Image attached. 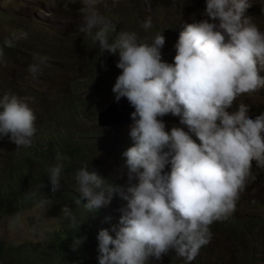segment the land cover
Masks as SVG:
<instances>
[{"label":"clouds","instance_id":"obj_1","mask_svg":"<svg viewBox=\"0 0 264 264\" xmlns=\"http://www.w3.org/2000/svg\"><path fill=\"white\" fill-rule=\"evenodd\" d=\"M77 2L82 14L80 30L92 34L97 29L90 35L94 47L98 45L101 55L105 52L118 55L116 67L121 72L112 88L115 98L96 112L94 127L101 130L96 141L87 134L81 140L69 142L72 133L64 125L52 127L53 134L67 135L65 147L81 145L78 152L81 156L86 154L96 159L91 147H105L97 160L117 164L120 177L125 170L129 185L126 189L123 179L110 176L86 160L80 161L84 165L74 173L67 174L75 179L78 186L75 192L87 209H96V215L106 211V216L119 223L111 229L114 235L109 229L98 232L97 240L91 241L93 254L98 251V264H150L169 253L191 264L203 246L213 244L210 226L228 219L235 211L237 200L251 184V177L257 176L251 172L253 163L264 168V114L249 118L245 104L228 111L239 96L264 88V75H261L264 33L246 15L249 0H206L203 13L206 18L184 24L174 45L173 62L168 63L162 59L161 49L165 45L162 33L146 43L136 33L122 31L115 37L111 34L114 38L110 42L108 20L98 10V0H68L70 4ZM49 25L54 32L59 29L54 23ZM151 26V19L145 20L144 27ZM27 37V32H13L4 44L12 47L14 41ZM2 57L3 48H0ZM34 61L28 67L33 79L47 57L37 55ZM14 74L8 72V83L3 81L17 88L22 82L26 86V81ZM70 83V91L59 104L74 100L70 96L73 89H78L77 96L84 97L81 86L73 87V81ZM54 88L60 89L61 83H56ZM20 96L0 95V139L6 137L13 149L28 148L33 142L43 143L50 134V128L38 132L37 119L39 116L47 120L49 106L30 104L32 98L25 91ZM122 97L135 109L131 113L133 123L99 124V113ZM65 112L74 123L75 115L82 110L65 106ZM168 114L179 117L181 127L166 130L160 118ZM116 125L126 126L130 131L120 133L111 128L102 131V127ZM62 127H67V131ZM105 152L108 154L101 160ZM56 159L62 161L68 157L57 152ZM90 162L97 170L90 168ZM47 165L49 189L55 193L49 195L43 191L37 199L34 193L38 188H35L30 194L40 206L62 201V217L70 218L76 226L78 222L65 199L72 188L66 191L61 186L63 164L50 161ZM116 193L126 201L121 208L109 205ZM82 242V238L74 241L75 245Z\"/></svg>","mask_w":264,"mask_h":264},{"label":"rangeland","instance_id":"obj_2","mask_svg":"<svg viewBox=\"0 0 264 264\" xmlns=\"http://www.w3.org/2000/svg\"><path fill=\"white\" fill-rule=\"evenodd\" d=\"M249 4L250 7L247 9L246 15L251 16L253 22L264 33V0H249ZM80 7L78 2L70 4L68 0H0V35L19 33L20 31L27 32V39L21 40L29 45L34 56L47 57L43 72L37 74L35 79L31 74L27 76V62L23 57L8 60L10 62L3 60L8 59L11 51L3 54V59L0 58V71L7 69L9 73L22 74L23 78H26L24 91L28 97L32 98L29 103L47 104L49 106L47 113L49 112L48 115L51 119L53 111L70 91V82L73 79L78 76L84 78L86 86L80 91L84 96L88 93V85L92 83L89 80L92 76L87 63L90 60H97V56L94 54L95 47L91 40L83 43L82 49L71 47L62 52L51 50L54 46H68L74 38L83 36L80 33L82 25ZM205 7L206 0H98V10L108 20V37L112 34L110 33L112 28L117 25L122 28L120 32H134L140 41L146 43H151L157 33H162L165 37V45L161 49V54L162 59L168 63L173 62L174 45L184 24L205 19L206 17L203 15ZM149 18L152 21V26L146 29L144 22ZM50 23H54L59 29L54 32ZM96 30L94 28L92 34L88 35H94ZM118 59V55H114L113 60L111 59V63L106 68L108 73H113L114 80L121 72L116 67ZM99 68L94 69V75L100 71ZM81 69L86 70L81 73ZM261 75H264V72ZM58 82L61 83L60 89L54 88ZM0 83L2 86L6 85L1 78ZM92 103L93 105L88 103L85 107L87 114L81 112L75 115L72 129H85L89 132L90 139L96 141L100 137L101 130L94 127L95 123L97 124L96 115H94L97 105ZM234 103L245 104L248 108L256 105L264 107V88L253 93L243 94ZM106 104H101L98 112L104 109ZM38 110L46 112L41 108ZM231 111H235V109H230ZM247 114L249 118L261 115L250 111ZM173 118L174 116L170 117V119ZM160 119L166 126L169 124L167 117L164 116ZM109 128L120 133L130 131L122 125L102 127V131ZM62 130L66 132L67 127H62ZM50 131L51 128L48 130V134ZM71 136L73 139L78 137L77 134H71ZM6 143H9L6 137L0 139V152L8 145ZM106 154L108 153L105 152L100 156L101 160L106 158ZM80 159L93 162L114 178L123 179L122 183L126 189L129 186L127 172L124 170L120 177L121 169L117 164L109 161L102 162L87 156H81ZM251 172L257 173V181L251 183L245 190L244 202L241 207L235 208L238 212L237 216L242 219L261 217L264 209V188L260 186L261 177H264V168H259L253 163ZM69 180L76 183L75 179L70 178ZM69 180L66 181L69 182ZM67 182L64 185L66 191L72 188ZM135 182L133 181V183ZM58 202L59 200L52 202L50 206H40L39 202L30 194V197L25 199L24 204L19 208L0 215V240L13 245L32 243L38 246L50 232L60 230L65 224L61 212L64 205ZM109 205L113 208L116 206L113 202ZM226 242L230 245L233 242L232 238H228ZM233 258L234 252L229 253L228 259ZM171 262V259H167L165 264H171Z\"/></svg>","mask_w":264,"mask_h":264},{"label":"trees","instance_id":"obj_3","mask_svg":"<svg viewBox=\"0 0 264 264\" xmlns=\"http://www.w3.org/2000/svg\"><path fill=\"white\" fill-rule=\"evenodd\" d=\"M120 25L112 28L110 33L114 36L119 33ZM82 37L74 38L68 46L64 47H52L51 50L55 52H62L70 49L71 47H77L78 49L83 48V43L91 40V36L85 32H80ZM11 34L0 35V48H3V54L11 51V55L8 59H3L7 62L8 60H16L23 57L27 62V76H29L28 67L34 62V54L32 50L28 47L29 45L22 40L14 41L12 47H7L4 44L6 38H10ZM113 39V36H109V40ZM96 49V50H95ZM94 54H96L97 60L88 61L90 66L89 72L92 76L89 80L92 81L88 85L89 92L84 97L77 96L78 89H73L71 91V98L74 99L71 102L65 104H59L53 111V118L47 115V120L37 116L38 119V132L43 133L46 129L51 128L50 134L45 136L43 143H35L28 148L23 149H13L6 145L4 150L0 152V215L7 213L8 211H13L24 204L25 199L30 197V192L35 188L34 195L37 199H40L43 191L50 194L55 192L49 189L50 181L48 179L47 162L52 161L57 165V163L63 164V169L61 173V186H64L70 177L68 173H74L76 169L83 166L79 160L81 153H78L82 148L81 145H69L67 147L63 133L60 132L56 135L53 134L52 127L58 128L61 125L70 128V133L77 134L79 136L76 139H70L69 142H75L87 137L89 134L83 129H72L73 122L71 115L65 112V106L70 107L74 110H82L84 114L86 113V105L96 103L94 115H96L99 106L104 103H108L115 98V94L112 92V88L115 84L113 73L106 70L107 66L113 60L114 55L105 52L103 55L100 54L98 45L95 46ZM98 52V53H96ZM92 62V63H89ZM166 62V61H165ZM46 64L40 66L41 74ZM100 66V68H99ZM99 68V72L94 75V69ZM86 69H81L80 72L83 73ZM262 70L261 73H263ZM7 69L0 71V78H6ZM21 78V81H26L23 75L14 74ZM4 82V81H3ZM4 82V83H5ZM22 82V86L17 88L16 85L5 86L0 85V95L4 93H13L18 96L24 91L25 86ZM73 87H79L83 89L85 86V80L83 77H78L73 79ZM24 85V86H23ZM21 97V96H20ZM239 107L238 104L234 103L232 110ZM2 110V109H0ZM230 111V109H228ZM248 111L256 114H264V107L254 106L248 108ZM171 114L165 115L170 121L166 126V130L170 131L173 126L181 127L179 124V117H174ZM256 117H252L255 119ZM187 130V129H185ZM9 144V143H6ZM105 151V147L100 145H93L91 147V152L94 156ZM57 152L63 156L68 157L66 160L57 161ZM85 156H87L85 154ZM90 168L97 170L96 167L91 166ZM170 168H165V171H169ZM257 177L253 176L249 182H254ZM115 182H118L114 180ZM71 185L72 190L65 194V199L68 202V207L72 210V214L75 216L78 222L76 226H73L70 218L64 217L65 223L63 228L60 230H54L50 232L45 239L39 243L26 244V245H13L4 243L0 240V264H98V251H94L91 241L97 240L98 232L101 229H109L111 235L114 233L111 231L113 226H118V222L112 221L110 217L106 216V211H102L96 215L95 210L87 209L83 201L75 192L74 188H78L74 181L67 182ZM60 186V188H61ZM261 188H264V177H261ZM29 190V192H28ZM79 198V199H77ZM79 201L77 203L76 201ZM113 203L116 204L115 207L121 208L126 204L120 195L114 194L112 199ZM244 202V197H240L235 208L241 207ZM63 205V202L61 201ZM88 212L83 211L82 209ZM237 210H235L226 220L215 221L210 226V231L212 233L211 240L214 245L208 243L203 246L199 254L191 262V264H264V209L261 217H249L242 219L237 216ZM104 218L103 221L100 220ZM83 239V242L79 245H75L74 241L76 239ZM232 238V243L227 244V239ZM234 252V258L228 259L229 253ZM220 258V260H219ZM167 259H171V264H185L182 258L176 257L175 253H169L165 255L162 260L156 261L152 260L150 264H165Z\"/></svg>","mask_w":264,"mask_h":264},{"label":"water","instance_id":"obj_4","mask_svg":"<svg viewBox=\"0 0 264 264\" xmlns=\"http://www.w3.org/2000/svg\"><path fill=\"white\" fill-rule=\"evenodd\" d=\"M134 110L135 109L129 104L126 98L122 97L118 102L114 100V102H112L105 110L99 113V124H132L131 113Z\"/></svg>","mask_w":264,"mask_h":264},{"label":"bare ground","instance_id":"obj_5","mask_svg":"<svg viewBox=\"0 0 264 264\" xmlns=\"http://www.w3.org/2000/svg\"><path fill=\"white\" fill-rule=\"evenodd\" d=\"M102 1V0H101ZM105 1V0H104ZM107 1V0H106Z\"/></svg>","mask_w":264,"mask_h":264}]
</instances>
